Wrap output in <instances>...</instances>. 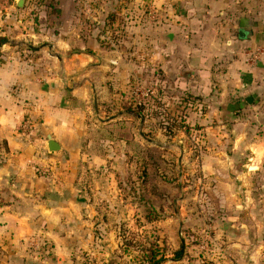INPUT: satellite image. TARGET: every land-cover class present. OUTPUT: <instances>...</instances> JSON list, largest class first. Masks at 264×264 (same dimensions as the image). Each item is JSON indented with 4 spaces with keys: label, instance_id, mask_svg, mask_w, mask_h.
<instances>
[{
    "label": "crops",
    "instance_id": "crops-1",
    "mask_svg": "<svg viewBox=\"0 0 264 264\" xmlns=\"http://www.w3.org/2000/svg\"><path fill=\"white\" fill-rule=\"evenodd\" d=\"M16 1L0 15V35L29 27L0 41V264H59L80 238L81 164L126 143L121 130L95 141L88 120L116 126L137 83L150 84L148 105H165L197 135L205 198L229 238L231 263L258 264L264 0H45L33 26L31 4ZM243 18L251 26L241 38ZM49 135L58 151H48ZM180 136L185 163L191 149Z\"/></svg>",
    "mask_w": 264,
    "mask_h": 264
},
{
    "label": "rangeland",
    "instance_id": "rangeland-1",
    "mask_svg": "<svg viewBox=\"0 0 264 264\" xmlns=\"http://www.w3.org/2000/svg\"><path fill=\"white\" fill-rule=\"evenodd\" d=\"M14 3L0 0V15ZM28 4L33 26L47 3L27 0ZM150 9L147 6L144 13ZM10 28L1 33L0 41L29 27ZM21 39L18 44L30 42ZM149 85L133 86L125 107L129 114L116 126L106 131L94 118L88 120L87 133L95 141L106 135L117 139L121 130L126 143L122 150L100 151L96 154L102 159L84 162L85 167L81 164L85 206L81 221L86 225L80 238L71 240L73 246L66 248L59 264H151L150 259L158 260L156 264H232L226 243L229 238L219 228L211 200L205 198L208 187L203 183L200 141L183 120L167 114L165 105L159 110L148 105L152 95ZM181 132L187 134L191 149V159L185 163L177 159L176 146L185 137ZM261 257L258 264H264V253Z\"/></svg>",
    "mask_w": 264,
    "mask_h": 264
},
{
    "label": "water",
    "instance_id": "water-1",
    "mask_svg": "<svg viewBox=\"0 0 264 264\" xmlns=\"http://www.w3.org/2000/svg\"><path fill=\"white\" fill-rule=\"evenodd\" d=\"M23 0H17L16 4L21 6ZM251 26L250 19L243 18L240 22V29H239V37L244 38L249 33V27ZM254 94H251L250 99H248V103H252V97ZM47 148L49 152H55L60 149V145L58 144L57 140L52 138L50 135L47 137Z\"/></svg>",
    "mask_w": 264,
    "mask_h": 264
},
{
    "label": "built area",
    "instance_id": "built-area-1",
    "mask_svg": "<svg viewBox=\"0 0 264 264\" xmlns=\"http://www.w3.org/2000/svg\"><path fill=\"white\" fill-rule=\"evenodd\" d=\"M149 16H153L155 13H154V11L152 10V9H150L149 10ZM260 52L261 53H263L264 52V46L260 49ZM142 93V95H140L141 96V100H140V98L139 99H137L138 100V103H141L142 102V97H143V91L141 92ZM24 128H26L27 127V122H24L23 123V125H22Z\"/></svg>",
    "mask_w": 264,
    "mask_h": 264
},
{
    "label": "trees",
    "instance_id": "trees-1",
    "mask_svg": "<svg viewBox=\"0 0 264 264\" xmlns=\"http://www.w3.org/2000/svg\"><path fill=\"white\" fill-rule=\"evenodd\" d=\"M2 40H4V39H2ZM137 109H138V107H137ZM150 260H151V264H156L158 262V260L157 261L156 260L152 261V259H150Z\"/></svg>",
    "mask_w": 264,
    "mask_h": 264
}]
</instances>
